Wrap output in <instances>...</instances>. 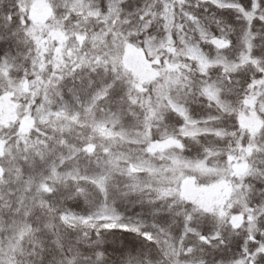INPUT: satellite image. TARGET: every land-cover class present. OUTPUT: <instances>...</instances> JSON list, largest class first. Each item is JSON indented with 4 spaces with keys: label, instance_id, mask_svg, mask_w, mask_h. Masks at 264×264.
I'll list each match as a JSON object with an SVG mask.
<instances>
[{
    "label": "snow or ice",
    "instance_id": "1",
    "mask_svg": "<svg viewBox=\"0 0 264 264\" xmlns=\"http://www.w3.org/2000/svg\"><path fill=\"white\" fill-rule=\"evenodd\" d=\"M0 264H264V0H0Z\"/></svg>",
    "mask_w": 264,
    "mask_h": 264
}]
</instances>
